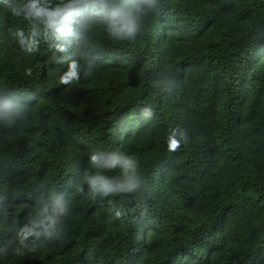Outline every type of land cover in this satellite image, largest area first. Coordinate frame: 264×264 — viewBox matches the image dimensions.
<instances>
[{"label": "trees", "instance_id": "obj_1", "mask_svg": "<svg viewBox=\"0 0 264 264\" xmlns=\"http://www.w3.org/2000/svg\"><path fill=\"white\" fill-rule=\"evenodd\" d=\"M0 264H264V0H0Z\"/></svg>", "mask_w": 264, "mask_h": 264}]
</instances>
